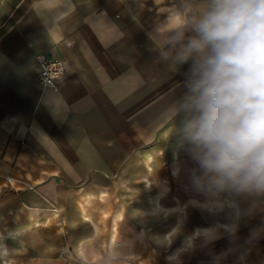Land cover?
Here are the masks:
<instances>
[{
    "label": "crops",
    "instance_id": "1",
    "mask_svg": "<svg viewBox=\"0 0 264 264\" xmlns=\"http://www.w3.org/2000/svg\"><path fill=\"white\" fill-rule=\"evenodd\" d=\"M174 2L75 0L49 25L59 0H0V237L14 264H112L126 239L130 264H170L186 237L216 226H201L199 197L168 192L167 172L151 170L189 68L171 72L148 35ZM41 54L64 63L56 90L37 80ZM178 224L170 248L156 243ZM200 242L182 264H200Z\"/></svg>",
    "mask_w": 264,
    "mask_h": 264
},
{
    "label": "clouds",
    "instance_id": "2",
    "mask_svg": "<svg viewBox=\"0 0 264 264\" xmlns=\"http://www.w3.org/2000/svg\"><path fill=\"white\" fill-rule=\"evenodd\" d=\"M75 8V0H59L43 18L54 25ZM148 35L171 72L189 65L184 91L165 116L197 166L191 185L204 200L190 203L210 214L230 208L238 216L235 198L243 196L251 199L244 214L264 210V0H175ZM221 228L235 235V224L197 229L166 259L182 264L181 254L193 250L196 239L211 243ZM179 232L178 224L156 243L170 248ZM134 243L126 239L114 247L112 264H130ZM12 254L0 237V264H14L7 259Z\"/></svg>",
    "mask_w": 264,
    "mask_h": 264
},
{
    "label": "rangeland",
    "instance_id": "3",
    "mask_svg": "<svg viewBox=\"0 0 264 264\" xmlns=\"http://www.w3.org/2000/svg\"><path fill=\"white\" fill-rule=\"evenodd\" d=\"M180 136L174 135L169 146L159 147L153 141L151 146V170L167 172L169 178L167 181L168 192L171 187L183 189L180 191L185 198H195L203 201L204 197L195 195L188 196L192 190L191 170L197 166L187 153V143L183 142ZM149 150V148H147ZM175 172H182L183 178L177 180L172 179ZM154 181V180H153ZM159 181V180H158ZM175 184V182H177ZM179 196H177L178 198ZM241 214L236 216L233 210L225 208L224 211L217 214H210L200 208V224L201 226L210 218H215L216 226L235 224L236 231L234 236H230L221 228L220 238L215 239L211 243H205L203 238L199 245V263L207 264H264V231L258 236L255 230L264 229V210H257L251 215L244 214V210L248 209L251 199L246 197H236ZM190 202V201H189ZM202 228V227H201ZM181 260V259H180ZM182 262L184 260H181Z\"/></svg>",
    "mask_w": 264,
    "mask_h": 264
},
{
    "label": "built area",
    "instance_id": "4",
    "mask_svg": "<svg viewBox=\"0 0 264 264\" xmlns=\"http://www.w3.org/2000/svg\"><path fill=\"white\" fill-rule=\"evenodd\" d=\"M38 65V82L45 88L56 90L58 82L65 71L63 61L41 54L36 57Z\"/></svg>",
    "mask_w": 264,
    "mask_h": 264
}]
</instances>
